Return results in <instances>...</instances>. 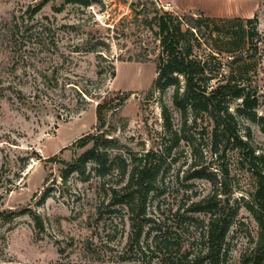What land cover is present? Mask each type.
Returning <instances> with one entry per match:
<instances>
[{
  "label": "rangeland",
  "instance_id": "obj_1",
  "mask_svg": "<svg viewBox=\"0 0 264 264\" xmlns=\"http://www.w3.org/2000/svg\"><path fill=\"white\" fill-rule=\"evenodd\" d=\"M88 1L89 6L70 0H0V264H140L127 250L132 232L127 212L120 213L124 222L116 234L114 215L100 209L107 201L105 188L119 179L106 183L93 163L85 172L79 167L63 173L93 146L92 141L82 146L81 140L100 129L115 140L106 146L113 153L144 154L164 142L161 95L148 100L158 41L145 23L159 12L184 17L203 10L215 15L213 24L228 38L239 30L237 19L257 16V114L264 116V0H188L193 8L172 4L168 9L159 0ZM148 43V60L141 61ZM118 93L131 96L106 114L100 128L98 102ZM165 98L172 107L170 95ZM240 102L231 104L233 111ZM173 112L178 127L179 115ZM245 126L264 151L261 127L250 121ZM164 143L173 146L169 139ZM192 162L186 141L164 158L161 208L150 211L155 220L164 222L179 206L186 209L191 199L213 191L211 182L186 179ZM227 163L235 186L231 200L242 203L254 179L234 154ZM257 234L256 221L243 207L229 236L233 260L254 245Z\"/></svg>",
  "mask_w": 264,
  "mask_h": 264
},
{
  "label": "trees",
  "instance_id": "obj_2",
  "mask_svg": "<svg viewBox=\"0 0 264 264\" xmlns=\"http://www.w3.org/2000/svg\"><path fill=\"white\" fill-rule=\"evenodd\" d=\"M70 1L90 4L88 0ZM214 18L201 11L184 17L163 11L145 22L155 31L158 41L156 77L148 100L157 93L161 95L162 141L169 139L173 146L162 142L159 148L144 154L113 153L106 146L115 140L107 139L100 129L96 135L81 140L82 146L90 141L93 146L63 173L67 176L79 167L85 172L86 165L93 163L95 173L106 183L113 176L119 179L116 186L105 188L107 201L101 202L100 209L106 207L110 216L114 215L116 234L119 223L124 222L120 213L127 212L132 221L127 250L140 264H264V151L254 142L251 128L245 126L250 121L264 132V116L257 114L261 99L256 81L259 61L254 58L259 52L255 42L259 35L257 16L246 22L237 19L239 30L230 38L213 24ZM244 43L250 46L246 48ZM143 46L146 55L141 61H146L151 43ZM251 65L255 66L254 72L250 71ZM168 94L172 107L166 102ZM130 96L131 93H118L98 102L100 128L106 125V114L118 110ZM238 100L241 102L233 111L231 104ZM173 109L179 115L178 127ZM181 141L189 145L193 160L186 179L211 182L213 191L203 198L191 199L186 209L179 206L164 222L158 221L150 211L161 208L158 199L164 193L158 185L164 158H171L173 147ZM205 153L212 159L208 164ZM233 154L237 164L254 179V188L241 196L242 203L231 200L235 186L227 161ZM243 207L256 221L258 234L254 245L233 260L229 236Z\"/></svg>",
  "mask_w": 264,
  "mask_h": 264
},
{
  "label": "crops",
  "instance_id": "obj_3",
  "mask_svg": "<svg viewBox=\"0 0 264 264\" xmlns=\"http://www.w3.org/2000/svg\"><path fill=\"white\" fill-rule=\"evenodd\" d=\"M160 2H165V3H170L171 5H185V6H189L190 8H193V6H195V4H192L193 6H190V3H192L191 1L188 0H159ZM201 12H203L205 15L207 16H215L213 14H207L205 13L203 10H200Z\"/></svg>",
  "mask_w": 264,
  "mask_h": 264
},
{
  "label": "built area",
  "instance_id": "obj_4",
  "mask_svg": "<svg viewBox=\"0 0 264 264\" xmlns=\"http://www.w3.org/2000/svg\"><path fill=\"white\" fill-rule=\"evenodd\" d=\"M170 6H171V4L168 3V4H167V7H165V6H164V7H165L166 9H168V7H170ZM17 264H22V263L19 262V263H17Z\"/></svg>",
  "mask_w": 264,
  "mask_h": 264
}]
</instances>
